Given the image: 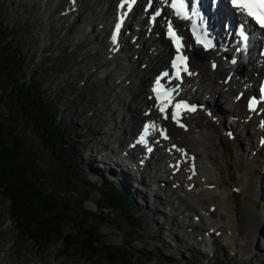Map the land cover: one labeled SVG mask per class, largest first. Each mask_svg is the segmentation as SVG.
Here are the masks:
<instances>
[{
  "label": "rangeland",
  "instance_id": "rangeland-1",
  "mask_svg": "<svg viewBox=\"0 0 264 264\" xmlns=\"http://www.w3.org/2000/svg\"><path fill=\"white\" fill-rule=\"evenodd\" d=\"M48 2L0 0V144L8 139L4 156L12 160V164L4 165L0 154V165L5 174L3 184H11L10 191L15 192L19 200L24 199L19 192L34 197L33 200L27 198L29 206L18 204L24 208L20 214L30 218L43 206L47 214L44 221H62V235L54 227L58 233L49 230L37 246L28 238L26 228L17 224L10 201L0 188V264H264V258L260 260L259 255L264 251V229L258 224L251 225L256 222L247 219L246 199L240 200L233 189L243 176L242 167L253 156L248 137L252 127L255 128V121L243 120L238 127L239 119L231 117V113L224 115L217 105L206 107L200 113L201 128L215 132L210 154L231 188L230 199L236 217L239 215L240 228L238 250L233 251L221 233L213 249H204L200 227L195 225L199 221L189 216L193 201L180 205L173 178L159 170L163 164L157 159V152L145 164V174L129 173L124 167L120 173L106 165L108 162L114 166L117 162L109 157L120 153L116 152L114 138L123 134L121 128L127 124L134 108V82L130 76L134 68L131 67H139L136 72L144 73L147 64L140 59V63L137 60L134 64L139 55L135 54L134 45L139 47L140 44L128 38L122 50L109 54L98 19L102 8L108 5L107 0L79 1L76 22L70 15L63 14L70 0H56L47 11ZM72 25L74 33L80 29L84 36H69L73 32ZM2 39L8 41L4 46ZM8 72L12 77L15 73V82L7 78ZM140 78L142 75L137 76L138 80ZM29 86L39 92L38 107L31 106L32 93L27 95ZM194 86L203 95L204 88L196 82ZM204 98L210 97L207 94ZM17 105L20 112L29 113V122L26 114L23 117L17 112ZM212 107L213 115H208ZM135 112L141 114L142 110ZM32 125L38 128L33 129ZM229 127L235 139L229 137ZM131 131L128 127L126 136ZM170 134L177 144L181 142L189 147L197 144L191 140V132L182 127L172 125ZM239 139L241 143L246 139L248 144L239 147ZM136 151L132 153L137 155ZM119 157L122 159V154ZM259 159L250 160L245 169L248 172L244 170V184L251 196L246 205L253 207L249 215L263 211L262 192L254 191L258 184L255 168ZM110 175H114L111 176L114 179ZM144 177L145 191L141 190L143 186L137 188ZM37 182L43 191L35 189ZM106 185L122 187L127 195V187L134 186L133 190L139 189L146 195L144 198L135 196L134 200L124 203L120 201L115 207L113 199L107 197ZM189 194L197 201L203 197L202 204L211 199V195L217 202V195L212 191H189ZM109 195L112 196V192ZM252 198H258V206ZM53 199L54 202L49 201ZM212 213L217 221L225 216L217 209ZM231 228L227 240L233 244V224ZM68 236L74 238L77 247L65 245L64 239Z\"/></svg>",
  "mask_w": 264,
  "mask_h": 264
},
{
  "label": "bare ground",
  "instance_id": "bare-ground-1",
  "mask_svg": "<svg viewBox=\"0 0 264 264\" xmlns=\"http://www.w3.org/2000/svg\"><path fill=\"white\" fill-rule=\"evenodd\" d=\"M48 1L49 2L46 5L47 11H49L48 8L50 6H54L53 3L56 0ZM107 1L108 5L102 8V10L100 11L101 16L98 17V19L101 20L99 24H102L103 27L102 33L104 34L102 35H104V43L109 47L110 54L114 55L118 48L124 45L125 39H127L128 37L122 34L118 37L119 40L113 39V25L111 22L115 21V18H117V15L119 13L124 12V8H121L119 6L120 0ZM159 4L160 3L158 2L157 5ZM144 5L138 4L139 8L137 9L136 13L132 12L129 14L128 21L131 18L133 19V21L130 23H125L124 26L125 30L128 28L132 31L133 35L130 37L131 40L135 36H138L135 42L136 44H140V46L135 47L134 45V48H137L135 54L138 53L139 55L137 56L138 59L136 58L134 64H136L137 60L139 61V59L142 63L146 62L147 64L145 66L144 73H142V71L141 73L136 72L137 70H140L139 67L136 69L135 67H131L134 68L133 74L130 75L133 79L132 81L134 82L133 86L135 95L132 101L134 108L133 110H131L132 114L130 115V119L126 120L127 124H124V126H122L121 128L123 134H121L120 136L117 134V137L122 139L117 140L116 137L114 138V141L116 139L115 143L114 141L112 143L116 145L118 144L116 152H125L124 145L129 144V142L133 140L134 133L132 134V132L136 130L137 134H139L144 122L146 120H151L153 122V125L151 127L152 131L149 134V137L147 138L146 142L143 144H136L137 146L145 147V151H142V156H150L152 153H148L147 149L150 145H155L156 148L154 152H157L159 154V156H157V159H159L163 164L159 167V170L163 174L173 178V184L177 186L176 193L178 196L177 199H180V205L184 204V202L189 203L191 200L193 201L192 203H190V206H192L193 211L190 213L189 216L190 218L199 220V222L195 225L196 227H200L199 229L201 232L202 247L207 250L213 249L214 243L217 242L216 237L221 233L222 237L228 243H230L229 246L232 247V250L236 251L238 250V240L240 238L239 215L237 214L236 217L234 203H232L230 199L231 188L230 186H228V182L221 175L222 171L220 170L219 165L214 163V158L210 154L211 148L213 147L212 144H214L213 139L215 136V132L206 128H201L202 125L199 120V116L190 118L191 116L188 115L189 112H184L186 116H182L180 120H177V118H174L173 115L161 112L160 109L154 104L150 86L154 79L158 78L162 81H165L167 79V77H165L164 75L160 76L159 72H161V70H166L169 65L168 56L172 54L173 51L171 40L165 37V30L161 26L162 22L158 19H155L154 22L153 20H150V13L147 14L145 10H142L144 9ZM69 8H72L71 13L69 12L70 16L75 18L74 13L79 8L78 0H74V2H72V5ZM151 12H153V10ZM165 16L170 17L171 15L169 12L164 13L161 20ZM218 22L219 21H217V23L215 22V24H218ZM179 24L180 30L183 32V25H185L186 23L180 22ZM74 30L75 28L72 25L73 32H71L69 36H71V34L78 36H82L84 34L80 29H76L77 31H75V33ZM143 30H145L144 33ZM148 31L151 32L149 37H147L146 35ZM223 37L224 36H222V38ZM129 42L127 43L130 44ZM190 44L191 42H188L187 45L189 46ZM202 54L205 56L204 61H195L193 59L190 60V64L192 65V74L191 77H187L186 80L183 82L181 89L183 90V87L189 88V96H187V98L191 100L199 101L204 105H209L211 103L212 106H220V108H222V111H224V115H226L227 113H231L230 116H237L240 119V121H238L239 127H241V119H243V117L246 119L250 116L248 111L246 110V98L250 93H252V89L255 88L254 84L257 78H260L264 74V63H261L262 61L256 60L257 58L253 59L252 57L250 66H245L244 68L242 66L245 63H241L238 65L233 64V66L227 65V62L230 59V50L225 49H221L220 52H218V50H212L211 52ZM212 59L219 60L221 62L218 68L214 69L211 66V63L213 61ZM246 61L249 62V59H246ZM235 70H237L240 74L241 80L239 82H235L233 81V77L231 82L229 84H226V76ZM256 74L258 75V77L256 76ZM138 75H142V78H140L139 80L137 79ZM130 76H128V78ZM220 79H223L222 83L219 82ZM193 82H197V84L201 85L204 88L203 95L199 88L197 89L194 87ZM226 87L228 88L227 91H225ZM245 88L247 89V91L244 93ZM179 92L182 95V91L180 90ZM207 94L210 98H204V96H206ZM243 95L244 98L241 97ZM140 108L142 110V113H136L135 110ZM134 112L138 114V116H136ZM262 117H264V115ZM139 118L142 123L138 121ZM251 118L252 117H250V119ZM178 121L183 122V128L186 132H191V140L197 143L195 146L189 147L187 144H181V142H178V146L176 147V149H173L171 147L172 144L174 142L177 143L173 134L172 136H169V138L166 140L161 139V134L164 133V131L160 133V129H165L167 132H171L172 125H174V122ZM253 121H255L256 125L255 128L252 127L253 130L249 134L250 137H248L249 141H251L249 145L250 147H252L251 151L253 156L249 157L247 160V164L242 167L241 170H243V176L238 182L236 181L233 186V189L237 192L236 196L239 197L240 200L243 198L246 199V201H244V210L248 213L247 219L256 222L251 225L258 224L260 228L264 229V147H261L259 143L261 135H264V127L259 124L258 118H253ZM231 124H233V122H231ZM128 127L131 128L132 131L129 136H126V130ZM229 129L230 127L227 129V131ZM231 129H233V127H231ZM233 138L235 139L236 136H233ZM244 140L245 142L243 141V143H241L242 140L239 139V147H242L244 143L248 144L246 139ZM111 150L110 152L112 154L113 151ZM183 154L185 155V157L183 156ZM119 155L120 153L118 155L117 153H115L109 156L114 157L116 159L117 162L114 164V166L113 164H110L108 162L106 163V165L109 164L113 169L120 173H123L122 170L124 167L130 173L131 167H129L127 164H123L124 161L119 157ZM256 158L260 159L255 168V180L258 184L255 186L254 191L258 194L259 191L262 192L263 211L252 212L249 215V212L253 210V207L246 205L248 199H250L251 196L248 193L247 186L244 184V180H246L244 170L246 169V166L250 165V160ZM182 162H184V165L181 164ZM139 167L142 168L141 170H139V172L145 174V168L142 166ZM245 171L248 172L247 170ZM111 176L114 175L109 176L111 179H114L115 176ZM144 183L145 177L142 178V180H139L137 188L143 186V189L141 190L145 191L146 184ZM115 187L119 188L118 186ZM133 188L135 187L128 186L127 191L129 195H126L127 193L125 190L126 194L123 193V198H125L126 200H134L136 197H138V195H141V198L145 197V193H141L139 189L135 191L133 190ZM122 190L123 188L121 187L120 191ZM202 190L212 191L214 194H216L217 202L216 200H214L216 197L211 195L209 197L211 199H208L205 202L206 204H202L203 197L198 198L197 201L195 196L189 194V191L199 193ZM118 193L121 194V192ZM252 201L256 206H258V198H252ZM214 209H217L218 211H222L224 213L225 216H221L220 221L215 220V217L212 213ZM232 224L234 241L233 244L232 242L227 240L230 239L231 236ZM233 245L235 246L233 247ZM259 255L260 260L263 259L264 251Z\"/></svg>",
  "mask_w": 264,
  "mask_h": 264
},
{
  "label": "trees",
  "instance_id": "trees-1",
  "mask_svg": "<svg viewBox=\"0 0 264 264\" xmlns=\"http://www.w3.org/2000/svg\"><path fill=\"white\" fill-rule=\"evenodd\" d=\"M5 42V43H4ZM1 43L3 44V46H4V44H6V43H8V41H6V39H2V41H1ZM12 45V44H11ZM10 45V46H11ZM11 49V51H12V49H13V47L11 46L10 47ZM7 51H9V49H6ZM10 71H12V70H10ZM9 71V72H10ZM8 72V74L6 75L7 76V78L9 79V80H11L12 81V83L13 82H15V79L16 78H14V75H15V73H13V77L11 76V74ZM17 76V75H16ZM8 80V81H9ZM10 82V81H9ZM11 83V84H12ZM24 85V84H23ZM12 87V86H11ZM20 90H22V87H18ZM28 88V90H29V92H27V95H30L31 93V95H32V97H30L31 98V106H37V101L39 100V98H38V95L37 94H39V92H37V90H35L34 88H32L31 86H29V87H27ZM30 93V94H29ZM36 95V96H35ZM36 97V99H34L33 97ZM13 98V97H12ZM17 100V102H19L20 100H18V99H16ZM15 100V101H16ZM21 102V101H20ZM21 103H23V102H21ZM38 107V106H37ZM17 108H18V110H17V112L18 113H21L22 115H23V117H25V114L27 115L25 118H26V120L29 122V118H30V116L27 114V113H25L24 111H22V112H20V108H19V105H17ZM25 108H27L26 106H25ZM33 108V107H32ZM15 110V109H14ZM34 110V109H33ZM16 111V110H15ZM35 111V110H34ZM9 127H11V126H9ZM12 128V127H11ZM32 128L34 129V128H38V126H36V125H32ZM57 130H59L60 131V133L62 132V130H60V129H57ZM46 134H47V131L45 130L44 131ZM44 132H42L41 134H42V136H43V139H45V133ZM47 136V135H46ZM17 139H20L21 140V138H17ZM8 141V139H6V141H5V144H0V154H1V161H3V164L5 165V163H7V162H9L10 164H12V160L11 159H8V158H6L5 156H4V154H5V152H6V149H7V146L6 145H8L6 142ZM20 147V146H19ZM23 150V149H22ZM25 150V149H24ZM2 169L4 170V168H3V165H0V188H2V190H1V193L6 197V198H8L9 199V201H10V207H11V213H12V216L14 217V218H16V221H17V224L19 223V226H20V228L21 227H23L25 230H26V232L28 233V238L29 237H31V240H33L34 242H35V244L37 245V246H39V244H40V239L42 238L43 240H44V237H46V235H47V232L49 231V230H52V231H56V233H58L57 232V229H58V231L60 232V235H62V233H61V229H62V226H61V222L60 221H58L57 219H55V220H53L51 223L50 222H46V221H44L45 219L47 220V218L45 217L47 214H46V212H45V210L43 209L44 207L42 206V208L41 209H39V211L38 212H36V214H34V216H32V217H30V218H27V216H22L21 214H20V212H23V210L22 209H24L23 207H21V206H18V204L20 203V204H27L26 202L28 201V199H30V200H33V198L34 197H29L28 195H25L24 194V192H19L20 193V195H21V197L22 198H24V199H18L17 197H16V193L14 194L13 192H11L10 190H12L11 188H10V186H11V184H9V183H7V184H3V182H2V178H4L5 177V174H4V172L2 171ZM41 177V176H40ZM39 181V180H38ZM106 186H107V188H106ZM106 186H104V188L106 189V190H109V192L107 193L108 195H107V197L108 198H112L113 199V201H114V203H113V205L115 206V207H117V204L115 205V203H119L120 201L122 202V203H124L125 201L127 202V200L125 199V198H123L124 196H123V193L124 194H126L125 193V190L123 189L122 191H120V188H117V187H115V186H112V185H106ZM16 187V186H15ZM39 189V191L41 190V191H43L42 189V187L39 185V183L37 182V186L35 185V189ZM25 189V188H24ZM105 191V190H104ZM110 192H112V196L111 195H109L110 194ZM116 192H121V196L119 195V193H116ZM12 193V194H11ZM119 195V198L117 197ZM127 195V194H126ZM47 197H48V195H46ZM45 196V197H46ZM109 196H111V197H109ZM28 198V199H27ZM49 198H51L50 196H49ZM120 199V200H119ZM49 201H51V202H54L55 201V199H53V201L52 200H49ZM120 202V203H121ZM49 203V202H48ZM17 205V206H16ZM28 205V204H27ZM112 205V204H111ZM112 205V206H113ZM29 206V205H28ZM43 209V210H42ZM43 211V212H42ZM47 211V210H46ZM25 212V211H24ZM46 214V215H45ZM24 215V214H23ZM31 219V220H30ZM59 223V224H58ZM21 224H23L24 226H22ZM56 225H58V227L56 226ZM54 227H56L57 229L55 230V228ZM22 228V229H23ZM28 230V231H27ZM40 232V233H39ZM41 234H42V236H41ZM29 235H31V236H29ZM40 235V236H39ZM77 236H79V233H78V235ZM74 239V238H73ZM73 239L71 238V237H66L64 240H65V245L66 246H68L69 248L71 247V248H74V247H77L78 246V243H74L73 242ZM76 239V238H75ZM89 240V239H88ZM74 241H76V240H74ZM83 242V241H82ZM80 245H82V243L80 244ZM82 247V246H81ZM128 263V262H127Z\"/></svg>",
  "mask_w": 264,
  "mask_h": 264
},
{
  "label": "snow or ice",
  "instance_id": "snow-or-ice-1",
  "mask_svg": "<svg viewBox=\"0 0 264 264\" xmlns=\"http://www.w3.org/2000/svg\"><path fill=\"white\" fill-rule=\"evenodd\" d=\"M125 2L130 3L132 2V0H125ZM231 2L237 8L238 11L243 13L245 16L253 19L261 28H264V0H231ZM120 7L123 8L124 4H121ZM172 7L177 8L178 9L177 14L180 15L181 11L186 8V5L184 3V0H176V2L172 3ZM122 19L123 18H121V22ZM169 29L171 32V25H169ZM116 32L117 33L119 32V25H117ZM240 36L243 41L245 42L247 41L248 37L244 33L243 26H241L240 28ZM181 59H186V58L179 56L177 57V60H181ZM173 66L175 67L176 65L174 64ZM165 75H167V73H165ZM156 83L157 85H159L160 83L159 80H157ZM177 107H179V105ZM161 111H163V108H161ZM145 131H147V128L145 129Z\"/></svg>",
  "mask_w": 264,
  "mask_h": 264
}]
</instances>
